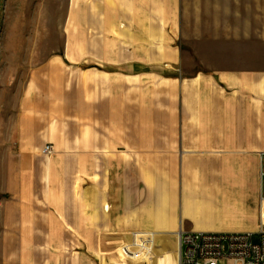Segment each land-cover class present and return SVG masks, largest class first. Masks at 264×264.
Here are the masks:
<instances>
[{
	"label": "crops",
	"instance_id": "0c3cea01",
	"mask_svg": "<svg viewBox=\"0 0 264 264\" xmlns=\"http://www.w3.org/2000/svg\"><path fill=\"white\" fill-rule=\"evenodd\" d=\"M71 11L0 135V264H179L183 232H259L264 68H197L178 0Z\"/></svg>",
	"mask_w": 264,
	"mask_h": 264
},
{
	"label": "rangeland",
	"instance_id": "374dc122",
	"mask_svg": "<svg viewBox=\"0 0 264 264\" xmlns=\"http://www.w3.org/2000/svg\"><path fill=\"white\" fill-rule=\"evenodd\" d=\"M74 2L78 8L87 0H0V135L4 147L31 72L62 53L64 26L73 19ZM178 9V19L185 27L183 48L193 55L197 68H264V43L258 37L264 30L258 28L264 0H178ZM249 18L258 26L252 28L251 38L250 29L244 27ZM65 31L70 34V29ZM260 238L256 235L254 242L259 244Z\"/></svg>",
	"mask_w": 264,
	"mask_h": 264
},
{
	"label": "built area",
	"instance_id": "2783aa9c",
	"mask_svg": "<svg viewBox=\"0 0 264 264\" xmlns=\"http://www.w3.org/2000/svg\"><path fill=\"white\" fill-rule=\"evenodd\" d=\"M44 154L53 152L47 145ZM261 202L264 203V154L260 157ZM258 233L183 232L180 235L179 264H264V221ZM261 237L260 243L254 237Z\"/></svg>",
	"mask_w": 264,
	"mask_h": 264
},
{
	"label": "bare ground",
	"instance_id": "6f19581e",
	"mask_svg": "<svg viewBox=\"0 0 264 264\" xmlns=\"http://www.w3.org/2000/svg\"><path fill=\"white\" fill-rule=\"evenodd\" d=\"M50 154H51V153H50ZM50 154H48V155H50ZM261 205H262V211H263L264 203L261 202Z\"/></svg>",
	"mask_w": 264,
	"mask_h": 264
}]
</instances>
